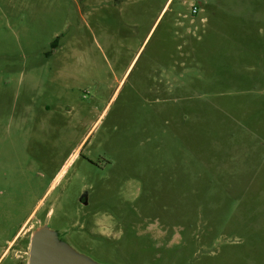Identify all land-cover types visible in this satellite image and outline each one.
Segmentation results:
<instances>
[{
  "label": "rangeland",
  "instance_id": "rangeland-1",
  "mask_svg": "<svg viewBox=\"0 0 264 264\" xmlns=\"http://www.w3.org/2000/svg\"><path fill=\"white\" fill-rule=\"evenodd\" d=\"M166 2L0 0L3 264H264V0Z\"/></svg>",
  "mask_w": 264,
  "mask_h": 264
},
{
  "label": "water",
  "instance_id": "water-1",
  "mask_svg": "<svg viewBox=\"0 0 264 264\" xmlns=\"http://www.w3.org/2000/svg\"><path fill=\"white\" fill-rule=\"evenodd\" d=\"M28 255L27 264H99L59 240L46 224L33 232Z\"/></svg>",
  "mask_w": 264,
  "mask_h": 264
},
{
  "label": "flooded vegetation",
  "instance_id": "flooded-vegetation-1",
  "mask_svg": "<svg viewBox=\"0 0 264 264\" xmlns=\"http://www.w3.org/2000/svg\"><path fill=\"white\" fill-rule=\"evenodd\" d=\"M165 73L163 74V78H160V82L164 83H168V79L166 78V76H164ZM89 164H91V167L96 168V162L94 160H90ZM107 165L108 167H110V161H107ZM107 167H99L98 169L101 171H104ZM91 191L89 190H84L80 197H79V203L80 205L84 208V213H83V217H82V222L83 224V234H81L80 237H82V239L84 240V237H93L95 235H99L102 236V234L104 232L99 230V224L96 222V219L94 218L96 215H98V212H95V210L93 208H90V199H91ZM102 215H106L107 217H110V215L108 213H102ZM102 232V233H101ZM80 235V234H77ZM70 244V243H69ZM71 248L73 250H75L77 253H80L79 251H77L71 244H70ZM82 255H84L83 253H80ZM86 256V255H85Z\"/></svg>",
  "mask_w": 264,
  "mask_h": 264
},
{
  "label": "crops",
  "instance_id": "crops-1",
  "mask_svg": "<svg viewBox=\"0 0 264 264\" xmlns=\"http://www.w3.org/2000/svg\"><path fill=\"white\" fill-rule=\"evenodd\" d=\"M169 1L170 0H167V2L165 3L164 9L168 5ZM68 164H69V162L64 166V168L62 169V172H64L66 170ZM23 228L24 227L20 228L11 239L6 240L4 242H0V264H3L4 260L8 256V254L11 251H13V246L15 245L18 238H20L22 231H23ZM17 251L19 252V250H17ZM11 264H27V262L23 261L20 256L14 255L12 257V263Z\"/></svg>",
  "mask_w": 264,
  "mask_h": 264
},
{
  "label": "built area",
  "instance_id": "built-area-1",
  "mask_svg": "<svg viewBox=\"0 0 264 264\" xmlns=\"http://www.w3.org/2000/svg\"><path fill=\"white\" fill-rule=\"evenodd\" d=\"M192 13L197 12V7L195 5H191Z\"/></svg>",
  "mask_w": 264,
  "mask_h": 264
},
{
  "label": "trees",
  "instance_id": "trees-1",
  "mask_svg": "<svg viewBox=\"0 0 264 264\" xmlns=\"http://www.w3.org/2000/svg\"><path fill=\"white\" fill-rule=\"evenodd\" d=\"M56 41L53 43V46H55Z\"/></svg>",
  "mask_w": 264,
  "mask_h": 264
}]
</instances>
